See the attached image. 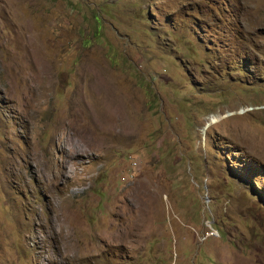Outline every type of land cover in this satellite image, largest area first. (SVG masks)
<instances>
[{
  "label": "rangeland",
  "instance_id": "obj_1",
  "mask_svg": "<svg viewBox=\"0 0 264 264\" xmlns=\"http://www.w3.org/2000/svg\"><path fill=\"white\" fill-rule=\"evenodd\" d=\"M0 264H264V0H0Z\"/></svg>",
  "mask_w": 264,
  "mask_h": 264
},
{
  "label": "trees",
  "instance_id": "obj_2",
  "mask_svg": "<svg viewBox=\"0 0 264 264\" xmlns=\"http://www.w3.org/2000/svg\"><path fill=\"white\" fill-rule=\"evenodd\" d=\"M250 170V169H249ZM251 171V170H250ZM255 189V188H254ZM257 191V193H253V194H256V195H259V193L261 192L259 189H255Z\"/></svg>",
  "mask_w": 264,
  "mask_h": 264
}]
</instances>
